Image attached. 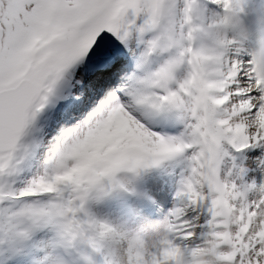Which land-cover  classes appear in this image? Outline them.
Wrapping results in <instances>:
<instances>
[{
    "label": "snow or ice",
    "instance_id": "snow-or-ice-1",
    "mask_svg": "<svg viewBox=\"0 0 264 264\" xmlns=\"http://www.w3.org/2000/svg\"><path fill=\"white\" fill-rule=\"evenodd\" d=\"M250 9L264 0H0V264H176L206 243L210 264H264V168L221 175L226 145L264 164ZM180 159L163 211L154 173Z\"/></svg>",
    "mask_w": 264,
    "mask_h": 264
},
{
    "label": "rangeland",
    "instance_id": "rangeland-1",
    "mask_svg": "<svg viewBox=\"0 0 264 264\" xmlns=\"http://www.w3.org/2000/svg\"><path fill=\"white\" fill-rule=\"evenodd\" d=\"M227 149V148H226ZM232 156L230 153L226 157L225 162L222 166L223 171L221 175H223L224 171H227L228 169H232L233 177L237 176V173H240L241 169L245 170V174L247 176L246 181L250 179V177L253 175V171L258 172L260 168H264V166H260V161L257 163H254L257 160V156L254 152L251 151H245L240 155L241 164L238 165L236 163H233L230 165L229 158ZM250 161V163L245 162L244 160ZM187 164L188 162L186 160L180 159L178 161L171 162L169 164H166L162 169L157 170L154 175L159 177L158 183L153 186L154 191L159 190L160 195L162 196V202L165 200V203L161 205V208L163 211H166L168 208L171 207L174 203H180L179 201H176L174 199L173 193L176 189L177 185H179L180 179L178 178V175L182 172L184 174H187ZM235 165V167H233ZM248 170V171H247ZM237 182H245V180L237 178ZM178 189V188H177ZM176 192V191H175ZM165 194V195H164ZM135 199V198H134ZM140 203L144 206L146 209V214L150 215L153 219L157 218V213L155 214L152 212V208L150 205L145 201H140ZM116 210L121 211L122 209L118 206H115ZM163 211H157L158 213H162ZM193 213V212H200V216L196 219L190 220L194 222L193 224L196 225L194 231L196 233V237H198L202 232L206 231L207 228H203V224L206 222L207 219V212L206 211H200L197 209V207L188 208L187 213Z\"/></svg>",
    "mask_w": 264,
    "mask_h": 264
},
{
    "label": "clouds",
    "instance_id": "clouds-1",
    "mask_svg": "<svg viewBox=\"0 0 264 264\" xmlns=\"http://www.w3.org/2000/svg\"><path fill=\"white\" fill-rule=\"evenodd\" d=\"M245 18L244 28L247 31L250 42L246 45L251 58L253 60V71L256 75L264 77V14L253 13ZM217 31L223 32L222 28H217ZM212 238L205 237V241H210ZM211 246L206 243L204 248L195 259L186 256L179 246H174L173 259L176 264H210V256L207 249Z\"/></svg>",
    "mask_w": 264,
    "mask_h": 264
},
{
    "label": "bare ground",
    "instance_id": "bare-ground-1",
    "mask_svg": "<svg viewBox=\"0 0 264 264\" xmlns=\"http://www.w3.org/2000/svg\"><path fill=\"white\" fill-rule=\"evenodd\" d=\"M247 151H251V152H254V150H247ZM245 152V151H244ZM237 153H240V152H237ZM243 153V152H242ZM225 159H226V157H225ZM227 159H228V157H227ZM245 162H248V163H250V161H248V160H244ZM258 161H260L258 158H257V160L254 162V163H257ZM261 167L262 166H264V164H259ZM259 175H260V171L258 170V172H256V171H253V175L250 177V178H252V177H256L257 179L259 178ZM154 190V189H153ZM258 194V193H257ZM165 195V194H164ZM162 197V196H161ZM165 203V200H163V202H162V204H164ZM190 208H193V207H191L190 206ZM111 210L113 211V212H118V210H116V208H115V205L114 206H112V208H111ZM162 215V213H158L157 214V218H159L160 216ZM200 216V212L199 213H197V212H193V213H187L186 212V218L188 219V220H193V219H196V218H198ZM192 222V221H191ZM192 223H194V222H192ZM201 239V235H199L198 237H196L195 236V238H194V242H199V240Z\"/></svg>",
    "mask_w": 264,
    "mask_h": 264
}]
</instances>
